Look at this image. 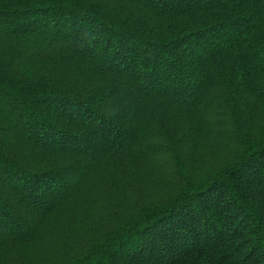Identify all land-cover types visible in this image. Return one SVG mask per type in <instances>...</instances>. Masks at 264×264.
<instances>
[{
  "label": "trees",
  "instance_id": "obj_1",
  "mask_svg": "<svg viewBox=\"0 0 264 264\" xmlns=\"http://www.w3.org/2000/svg\"><path fill=\"white\" fill-rule=\"evenodd\" d=\"M0 264H264V0H0Z\"/></svg>",
  "mask_w": 264,
  "mask_h": 264
}]
</instances>
